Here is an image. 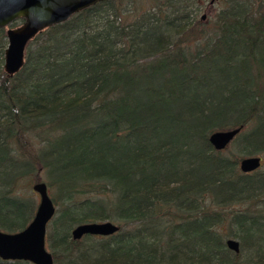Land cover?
<instances>
[{
  "label": "trees",
  "instance_id": "1",
  "mask_svg": "<svg viewBox=\"0 0 264 264\" xmlns=\"http://www.w3.org/2000/svg\"><path fill=\"white\" fill-rule=\"evenodd\" d=\"M122 1L37 33L11 77L0 27V230L30 221L40 169L53 264H264V170L237 166L264 153V0H216L212 33L189 0L130 18ZM232 128L235 155L214 150L208 134ZM102 220L118 230L71 238Z\"/></svg>",
  "mask_w": 264,
  "mask_h": 264
},
{
  "label": "water",
  "instance_id": "2",
  "mask_svg": "<svg viewBox=\"0 0 264 264\" xmlns=\"http://www.w3.org/2000/svg\"><path fill=\"white\" fill-rule=\"evenodd\" d=\"M102 0H0V27L5 28L17 19L22 23L5 29L6 46L3 51L2 70L11 77L22 66L27 43L43 29L65 21L72 14ZM238 133V128L215 130L207 141L217 151L224 149ZM240 172L248 173L260 167L257 155L239 158ZM31 190L37 195V203L30 221L16 232L0 230V259L27 261L31 264H53L45 248L46 225L53 217L55 206L48 195L45 182L36 180ZM118 226L109 220L88 221L75 225L70 236L78 240L82 236H109ZM227 249L238 252V242L233 238L224 241Z\"/></svg>",
  "mask_w": 264,
  "mask_h": 264
},
{
  "label": "rangeland",
  "instance_id": "3",
  "mask_svg": "<svg viewBox=\"0 0 264 264\" xmlns=\"http://www.w3.org/2000/svg\"><path fill=\"white\" fill-rule=\"evenodd\" d=\"M187 4H190V11L194 12V19L192 21V25L196 26V28H201L200 24H203L202 29L206 32V33H212L214 30L212 28V24H213V16L214 14L221 8L224 6V4L220 1H216V0H189ZM122 6L126 7V11L129 15V18L132 17V15L134 16V12L135 14H138L140 11H145L148 10V8L151 7L152 2L150 0H123L121 3ZM18 20V19H17ZM15 24H9L7 25L6 28L9 27H15L19 25V22H17L16 20L14 21ZM12 25V26H11ZM194 45L191 44L190 47L192 48ZM30 140L33 142L34 146L37 147V143H36V138L34 137L33 139L30 138ZM236 146L232 145V142L230 141L229 144L225 147V151H223L224 153H230L232 156L235 155V151L236 149L234 148ZM244 155L239 156V158L243 157ZM260 157V167L259 169H263L264 170V153L263 154H259L258 155ZM36 174V176L38 177V179L40 181H44V175L42 170L40 171V169H36V172H33V174ZM29 188L31 187V184L34 182V179L31 177L29 179ZM36 181V180H35ZM28 183V182H27ZM31 191V189H30ZM47 192L49 197L51 198V200L54 198V195H56L55 191L52 189H48L47 188ZM31 196L33 197V199L35 200V203H37V195L31 191ZM54 206H55V212H54V216H56V211L59 208V200H57V202H54ZM36 206V205H35ZM52 217V218H53ZM104 221V220H102ZM110 221V220H109ZM114 224H116L114 221H111ZM48 226L46 228V232H47ZM45 248L47 249V251L50 252V249L47 245V243L45 242ZM29 263V262H28Z\"/></svg>",
  "mask_w": 264,
  "mask_h": 264
},
{
  "label": "flooded vegetation",
  "instance_id": "4",
  "mask_svg": "<svg viewBox=\"0 0 264 264\" xmlns=\"http://www.w3.org/2000/svg\"><path fill=\"white\" fill-rule=\"evenodd\" d=\"M22 20V19H21ZM23 21V20H22ZM22 23V22H21ZM21 23H19V24H21ZM261 166V165H260Z\"/></svg>",
  "mask_w": 264,
  "mask_h": 264
},
{
  "label": "bare ground",
  "instance_id": "5",
  "mask_svg": "<svg viewBox=\"0 0 264 264\" xmlns=\"http://www.w3.org/2000/svg\"><path fill=\"white\" fill-rule=\"evenodd\" d=\"M85 236V235H84ZM83 237V236H82Z\"/></svg>",
  "mask_w": 264,
  "mask_h": 264
}]
</instances>
